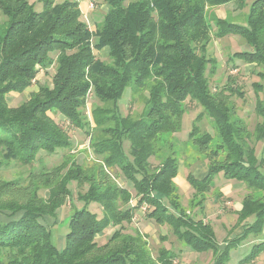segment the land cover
<instances>
[{"label": "trees", "instance_id": "obj_1", "mask_svg": "<svg viewBox=\"0 0 264 264\" xmlns=\"http://www.w3.org/2000/svg\"><path fill=\"white\" fill-rule=\"evenodd\" d=\"M104 1L108 11L92 30L78 0H0L5 26L0 32V165L3 160L30 165L41 150L54 154L73 146L68 132L49 112L60 113L83 129L88 123L83 108L91 92L100 101L116 105L129 87L150 89L146 108L137 119L119 110L111 116L104 109H93L97 126L109 133L108 138L94 143L102 160L97 174L69 159L53 170L32 167L25 185L18 180L0 182V193L16 187L25 195L23 203L4 205L14 219L0 220V264H174L173 250L161 247L153 257L141 235L125 230L124 222L130 223L135 210L144 205L150 209L149 218L170 225L191 249L212 251L213 264H228L233 249L251 235L257 236L258 241L239 264L254 262L264 253V151L259 157L256 150V143L264 142V0L250 4L245 24L214 18L216 30L207 16L209 6L235 2L244 7L247 0ZM213 31L217 38L241 36L250 46V50L230 53L229 61L260 67V81L252 86L261 120L252 131L231 103L234 95H244L236 80L229 77L220 89L211 85L209 74L217 71V60L208 56ZM105 47L110 62L96 54ZM53 65L56 72L51 84L39 85L18 106L8 103L10 93L24 92L41 70ZM188 100L202 107L188 140L209 161L204 177L192 172L187 175L195 189L193 199L199 197L196 205L205 207V193L214 187L220 173L250 189L236 212L243 231L226 238L224 247L210 222L181 206L175 181L180 168L176 150L170 147V153L155 167L150 161L162 135L181 131ZM205 115L214 122V150L215 135L201 130ZM111 119L116 127L106 125ZM117 167L132 183L134 194L116 184L107 172ZM73 181L89 186L78 195L84 205L73 208L66 245L59 248L53 230L41 218L57 215L72 195L69 185ZM46 190L45 197L41 192ZM118 197L127 206L133 197L136 204L119 210ZM91 203L103 207V216L89 208ZM110 227L117 229L108 242L99 245L97 236Z\"/></svg>", "mask_w": 264, "mask_h": 264}, {"label": "rangeland", "instance_id": "obj_2", "mask_svg": "<svg viewBox=\"0 0 264 264\" xmlns=\"http://www.w3.org/2000/svg\"><path fill=\"white\" fill-rule=\"evenodd\" d=\"M253 1L254 0H247L244 7L238 6L235 2L222 6H209L207 8V16L213 23V29L216 30L214 18H226L230 21L245 24L249 6ZM30 2H34V0H30ZM94 2L98 13L102 15L104 13L102 4L105 3V1L96 0ZM3 18L0 12V32H2L3 27H5ZM242 50H250V46L241 36L230 35L224 38H217L213 31L212 40L208 47V56L217 60V63H215L217 71L215 74H209V77L214 89L223 87L228 82L229 77L233 78L234 81L236 80V84L244 91V95L241 97L234 95L231 98V103L234 105L237 115L247 123L249 129L252 131L256 123L261 120L255 111L256 97L254 87L252 86L253 82L260 81L257 74L260 67L255 64L245 63L241 60H235V62L229 61L228 57L230 53L232 54L235 51ZM96 54L99 58L110 62L108 48L96 51ZM55 72V65L47 70H41L34 84L28 87L24 92L10 93L7 96L8 103L11 106H18L23 101L28 100L32 92L38 91L39 85L43 83H52V77ZM149 90V86L141 89L129 87L124 97L116 105L112 101H100L94 93L91 92L83 108L85 121L88 122L83 129L70 123L62 114L49 112V114L68 132L73 146L70 149H59L54 154H49L41 150L37 160L30 165H24L16 160H3L1 163L2 165H0V182L18 180L21 184L25 185V183L30 180L29 173L32 167H34V169L43 167V169L53 170L54 167L61 164L64 160L69 159H75L78 163L82 164L85 169L97 174L102 160L95 151L94 143L98 140L108 138L109 133L104 132L102 130L103 127L99 124L97 126L92 114L93 109L97 107L104 109L106 114L111 116L116 114L117 110H119L122 115L129 114L132 119H137L141 117L142 112L146 108ZM263 92L261 95L262 97H264ZM186 107L187 113L183 119L181 131L170 135H162V139L155 143L156 153L150 158V161L152 166L155 167L161 162L163 157L170 153V147L176 150V155L180 160V168L175 181L178 186L181 206L187 213L198 216L206 222H210L214 227L217 241L220 243L221 247H224L225 245L223 244L226 238H234L235 235L243 231V223H238V215L236 213L238 209L236 207H241L242 199L247 193H250V189L244 182L225 178L223 174L220 173L215 178L214 187L205 193V207L199 209L196 205L199 197L196 196L193 199L195 189L188 182L187 175L189 172H192L197 177H202L208 171L209 161L205 154L198 152L196 145L188 140L193 120L202 110V107L197 102L191 100L186 102ZM106 125L116 127V123L112 119L109 120ZM200 126L203 132L208 131L213 133L215 137L217 136L214 122L208 115L203 116V119L200 121ZM216 139L217 137L212 143L211 148L213 150L215 149ZM124 145L126 150L129 151L130 141L126 139ZM256 150L257 155L261 157L264 151L263 141L256 143ZM220 156H224V154L220 153ZM107 172L111 174V178L116 184L128 188L132 194L135 193L132 183L127 180L118 167L108 170ZM88 186V182H71L69 187L71 188L72 195L67 200V203L59 209L55 217L46 216L41 218V221L53 230L59 248L66 245L65 235L69 229V220L70 215L73 213V208H80L84 205V202L78 199V195L80 192H85ZM33 187H36V185ZM16 190V187H8L4 188V193H0V220L2 221L14 219V216L11 217L10 211H6L9 210V208L4 205L8 202L17 204L24 202L25 195L23 190L21 189L19 192ZM41 194L46 197L48 192L47 190L42 191ZM166 203H168L167 200ZM115 204L119 210H124L127 207H133L136 204V199L131 197L127 206L123 198L118 197L117 203ZM89 208L93 212H97L100 217L103 216V207L101 205L91 203ZM149 210L150 209L146 205L139 207L134 212L133 220L130 223L124 222V226L125 230L130 234L141 235L143 245H145V248L153 257H157L158 250L161 247H166L173 250L176 255L174 264H213L214 256L212 251H194L176 237L170 225L160 224L149 218ZM116 229L117 227H110L106 232L99 234L96 239L98 244L104 245L108 242ZM253 241H258L257 236L251 235L248 240L243 241L239 247L233 249L231 251V260L228 264H239L240 259L245 257L248 251L251 250L252 246L250 247V244ZM244 264H264V253L255 259L254 262Z\"/></svg>", "mask_w": 264, "mask_h": 264}, {"label": "crops", "instance_id": "obj_3", "mask_svg": "<svg viewBox=\"0 0 264 264\" xmlns=\"http://www.w3.org/2000/svg\"><path fill=\"white\" fill-rule=\"evenodd\" d=\"M79 1V4H80V8L82 10V13H83V18L88 22L89 24V27L92 29V30H95L96 29V26L99 25L102 20H103V17L105 15V13L108 11V5L106 3H103L102 4V8H103V11L104 13L102 15H100L98 13V10L96 9V4L94 1L96 0H78ZM105 48H108V47H105ZM104 48V49H105ZM109 50V48H108ZM206 174V173H205ZM205 174L202 176L204 177ZM196 176V175H195ZM197 177V176H196ZM202 177H198V178H202ZM177 178V177H176ZM237 209H240L238 207H236ZM255 242L253 241L251 244H250V247L254 244ZM239 247V246H238ZM237 248V247H236ZM250 252V250L248 251V253ZM243 258V257H242ZM241 258V259H242Z\"/></svg>", "mask_w": 264, "mask_h": 264}]
</instances>
